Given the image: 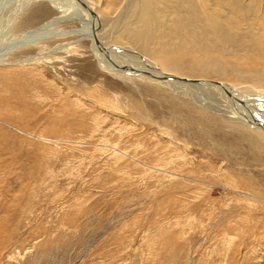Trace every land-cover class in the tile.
Listing matches in <instances>:
<instances>
[{
	"label": "rangeland",
	"instance_id": "obj_1",
	"mask_svg": "<svg viewBox=\"0 0 264 264\" xmlns=\"http://www.w3.org/2000/svg\"><path fill=\"white\" fill-rule=\"evenodd\" d=\"M87 1L106 50L264 102V0ZM73 9L0 0V264H264L258 132L215 89L107 70Z\"/></svg>",
	"mask_w": 264,
	"mask_h": 264
},
{
	"label": "bare ground",
	"instance_id": "obj_2",
	"mask_svg": "<svg viewBox=\"0 0 264 264\" xmlns=\"http://www.w3.org/2000/svg\"><path fill=\"white\" fill-rule=\"evenodd\" d=\"M68 1H70L71 3H72V5H73V7H74V9H73V15L70 17V18H68V19H77V20H81L83 23H82V25H83V28L81 29V30H78V33L79 34H81V33H83V32H85L86 31V33H87V35H89V37H90V39H91V42H92V44H91V47H92V50H93V54H94V56L100 61V63L101 64H103V66L107 69V70H110V71H117L118 69H113V68H109V66H114V67H119V68H121V69H123V70H121V71H128V70H130V72L132 71V73L133 74H138V75H140V74H143V73H146V74H148L149 76H151V77H153V79L154 78H157L158 80H161V81H165V82H167L168 84H179V85H186V86H189V87H202V89H203V87L205 88V87H207L208 89H210V88H212V89H215V90H217V91H219V93H221L222 95H224V94H226L227 96H229L234 102H235V104L234 105H237L238 106V109H236V110H238V115H237V118H234L235 120H238V121H240V122H242V124H245L246 126H248V127H251V129L253 130V131H257L258 132V134L256 133V135H258L259 137L257 138L256 137V139L255 140H252V142L253 143H255V144H258L259 142H261V143H264V139L263 138H261V136L262 135H264V102H259V98L257 97V101L255 102V99L251 96L250 97V95H248V94H246V95H244L245 93L244 92H241V91H239V90H237L235 87H234V85H231V84H229V83H224V82H221V81H216V80H209V81H202V80H204V79H184V78H181L180 76H177V75H175L174 73H171V72H168V71H165V70H163L159 65H157V63H155L153 60H150L149 58H147L146 56L144 57V56H142V55H140V54H137V53H134V52H131L130 50L129 51H126L125 53H124V51H125V49L124 50H122V51H119L118 53H117V55H116V53L115 52H110V51H108V50H106L103 46H102V44H101V41H100V39H99V37H98V33H99V23L101 22L100 21V18H99V14H98V11L87 1V0H68ZM170 1L171 0H147V4L149 5L150 4V2H152V4L154 5V6H157L156 8H158L159 10H162L163 12H165L166 13V9L168 8V10H170V9H172L173 7H172V5H171V3H170ZM183 1H185V3L186 2H188V3H190V5H191V0H183ZM172 2V4L174 3V0H172L171 1ZM183 4H184V2H182ZM152 4H150V6L152 5ZM158 4H162L163 6H164V9H160L161 7H158ZM152 5V6H153ZM161 5V6H162ZM153 6V7H154ZM179 6H181V5H179ZM184 6V5H183ZM189 6V4L187 5V7ZM149 7V6H148ZM191 7H193V6H191ZM151 7H149L148 8V11H147V17H146V19H145V22H144V26H143V30H146V29H148L147 27H148V25H149V27H151V23H150V21H153V19H151V16H150V14H151V9H150ZM179 9V8H181V7H176V6H174V9ZM185 8V7H184ZM183 7H182V9H184ZM150 9V10H149ZM185 10H187V9H185ZM155 11V10H154ZM174 11L175 10H173V16H174V19H175V17L177 16V15H175L176 13H174ZM179 11H180V9H179ZM205 11V10H204ZM207 11H208V9H207ZM170 12V11H169ZM178 12V11H177ZM184 12V11H183ZM167 13H168V11H167ZM179 13V12H178ZM74 15H75V17H74ZM164 16H165V14H163ZM181 15H183V14H180L179 16L181 17ZM206 17H207V15H206ZM170 18V17H169ZM177 18H179V17H177ZM171 19V18H170ZM173 19V20H174ZM183 19V18H182ZM161 20V19H160ZM215 20V19H214ZM156 21V20H155ZM162 21V20H161ZM181 21V20H180ZM183 21V20H182ZM207 22H208V19L206 20ZM205 21V22H206ZM164 22H166V21H164ZM175 22V21H174ZM174 22L172 23L173 25H174ZM219 22V21H218ZM217 22V23H218ZM49 23H51V21L49 22ZM167 23H168V21H167ZM152 24H153V22H152ZM178 24V23H177ZM204 24V23H203ZM207 25L209 24L210 25V23L208 22V23H206ZM205 24V25H206ZM206 25V26H207ZM208 25V26H209ZM214 25V24H213ZM223 25V24H222ZM48 26V24L46 25V27ZM86 27H88V29L86 28ZM184 27V26H183ZM210 27V26H209ZM214 27V26H213ZM212 27V28H213ZM45 28V27H44ZM155 28H158V27H155ZM159 28H161V27H159ZM158 28V30L160 31V29ZM165 28V27H164ZM177 28V27H176ZM186 28H188V27H186ZM189 28H191V27H189ZM214 28H216V26L214 27ZM219 28H221V27H219ZM219 28H217V29H219ZM151 29V28H150ZM162 29V28H161ZM167 29V28H166ZM175 29V28H174ZM180 29H181V25H180ZM195 29V28H194ZM193 29V30H194ZM199 29V28H198ZM200 29H202V27L200 28ZM204 29V28H203ZM209 30V28H206V30ZM41 30V29H40ZM142 30V32H144ZM165 30V29H164ZM168 30V29H167ZM186 30V29H185ZM196 30V29H195ZM38 31V30H37ZM37 31H35V33L37 32ZM158 31V32H159ZM162 31V30H161ZM172 31H173V29H172ZM196 31H198V30H196ZM220 32H221V29L219 30ZM148 32V31H147ZM149 32H150V30H149ZM148 32V33H149ZM155 32V31H154ZM171 32V31H170ZM173 32H175V31H173ZM177 32L178 31H176V33L175 34H177ZM185 32V31H184ZM184 32H182L183 34H184ZM194 32V31H193ZM205 32V31H204ZM224 33L225 32H227V29H226V31L224 30L223 31ZM230 32V31H229ZM246 32V31H245ZM151 33H152V31H151ZM164 33V32H163ZM179 33V32H178ZM182 33H180V35L182 34ZM197 33V32H196ZM195 33V34H196ZM223 33V34H224ZM31 33H28V34H26L21 40H19V41H16V43H18V44H20L21 42H23V39H25V40H32V37H33V35H30ZM34 34V33H33ZM37 34V33H36ZM143 34V33H142ZM153 34V33H152ZM165 34V33H164ZM171 34V33H170ZM182 34V35H183ZM200 34V33H199ZM208 34H210V36H211V31H210V33H208ZM223 34H221V37L224 39V37L225 36H227V37H229L230 38V36H228L229 34L228 33H225L224 35ZM35 35V34H34ZM168 35V34H167ZM186 35V34H185ZM204 35V34H203ZM232 35V34H231ZM236 35V37L237 36H240L239 34L237 35V34H235V32H234V36ZM253 35V34H252ZM209 36V37H210ZM145 37H147V36H145ZM153 38L155 37V38H157V36H156V34H155V36H152ZM167 37V36H166ZM168 37H169V35H168ZM212 37H214V36H212ZM247 37V36H246ZM250 36H248L247 38H249ZM251 37H253V36H251ZM170 38H171V35H170ZM170 38H166V39H169L170 40ZM173 38H175V37H173ZM173 38H171V39H173ZM201 38V37H200ZM204 38L206 39V37L204 36ZM208 38V37H207ZM238 38V37H237ZM236 38V39H237ZM104 39V38H103ZM212 39V38H211ZM220 39V38H219ZM222 39V40H223ZM240 39H242V38H240ZM246 39V38H245ZM250 39V38H249ZM152 40V39H151ZM200 40V39H199ZM209 41H210V39H208ZM226 40V39H225ZM253 40V39H252ZM155 41V40H154ZM160 41V40H159ZM184 41V40H183ZM213 41V40H212ZM218 41V40H217ZM246 41H248V40H246ZM170 42H171V40H170ZM204 42V41H203ZM219 42V41H218ZM230 42H231V44L233 45L234 43H233V41H231L230 40ZM237 42H238V40H237ZM107 43V42H106ZM173 43H176V42H173ZM181 43V42H180ZM202 42H200V43H198V44H201ZM206 43V42H205ZM229 43V42H228ZM243 43V42H242ZM241 42H240V44H242ZM252 45L254 44V43H252V42H250ZM193 44V43H192ZM210 44V43H209ZM216 44V43H215ZM230 44V43H229ZM244 44V43H243ZM21 45V44H20ZM108 45V44H107ZM142 45V44H141ZM175 45H177V47H182V46H178V44H175ZM201 45H203V44H201ZM205 45H207V44H205ZM225 45V44H224ZM223 45V46H224ZM247 45V44H246ZM157 46H159V45H157ZM163 46V45H162ZM188 46V45H187ZM204 46V45H203ZM227 46V45H226ZM249 46H251V45H249ZM256 46V45H255ZM16 47V46H15ZM165 47H167V46H165ZM189 47V46H188ZM201 47V46H200ZM212 47V46H211ZM241 47H242V45H241ZM244 47V46H243ZM248 47V46H247ZM179 48V49H180ZM190 48V47H189ZM195 48H197L196 46H195ZM202 48V47H201ZM123 49V48H122ZM182 49V48H181ZM180 49V50H181ZM207 49V48H206ZM206 49H204V50H206ZM253 49H254V47H253ZM256 49V48H255ZM135 50V49H134ZM171 50V49H170ZM174 50V49H173ZM177 50V49H176ZM183 50V49H182ZM185 50H186V48H185ZM203 50V49H202ZM237 50H239V48H237ZM248 50H249V47H248ZM165 51V50H164ZM207 51V50H206ZM209 51H211V50H209ZM208 51V52H209ZM219 51V50H218ZM137 52V51H136ZM168 52V51H167ZM139 53V52H138ZM164 53V52H163ZM116 55V56H115ZM113 56H115V57H117V59H123L124 61L123 62H118V64H116L115 65V61H114V59H113ZM225 56V55H224ZM107 65V66H106ZM117 65H119V66H117ZM130 66V69H128V68H125V67H127V66ZM217 68V67H216ZM128 69V70H127ZM120 70V69H119ZM118 70V71H119ZM211 71V70H210ZM217 71H220V69L219 70H217ZM134 72H138V73H134ZM141 72H143V73H141ZM120 73V72H119ZM219 74H220V72H219ZM174 76V77H173ZM148 77V76H147ZM150 78V77H149ZM186 83V84H185ZM210 87V88H209ZM254 100H253V99ZM256 98V97H255ZM262 98V97H261ZM261 101H264V99H262ZM258 102V103H257ZM237 112V111H236ZM229 121L228 122H233L234 123V121L235 120H233V119H231V118H227ZM235 127H237V129L239 128V126H235ZM245 128H243L242 129V131H245L244 130ZM240 131V130H239ZM240 134V133H239ZM261 136H260V135Z\"/></svg>",
	"mask_w": 264,
	"mask_h": 264
},
{
	"label": "water",
	"instance_id": "obj_3",
	"mask_svg": "<svg viewBox=\"0 0 264 264\" xmlns=\"http://www.w3.org/2000/svg\"><path fill=\"white\" fill-rule=\"evenodd\" d=\"M174 77V76H173Z\"/></svg>",
	"mask_w": 264,
	"mask_h": 264
}]
</instances>
